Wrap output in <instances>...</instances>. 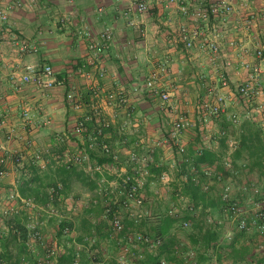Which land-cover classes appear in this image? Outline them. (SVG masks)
Returning <instances> with one entry per match:
<instances>
[{
  "label": "crops",
  "instance_id": "0c3cea01",
  "mask_svg": "<svg viewBox=\"0 0 264 264\" xmlns=\"http://www.w3.org/2000/svg\"><path fill=\"white\" fill-rule=\"evenodd\" d=\"M0 2L3 5L19 3L18 7L8 13V25L12 35H2L0 32V116L5 120V127L0 130V146L7 151L16 152V141H10L12 138L8 139V136L10 133H19L28 139L26 144L32 143L31 148L25 145L21 152L22 164H27L33 156L39 154L40 162L37 165L41 176L47 177L48 181H62L67 188L59 200V213L72 227L67 240L57 244L53 226H49L46 220L40 224L45 240L55 243L63 251L73 247L78 238L100 222L103 199L97 197L95 189L99 182L108 189H113L112 184L119 182V175L127 168L126 154L132 142L166 137L171 121L170 119L168 122L167 117L173 115L170 114L171 110L164 109L158 96L145 88L152 71L159 72L155 89L159 93L170 94V108L187 109L188 106H193L192 119H195L193 123L197 131L194 137L190 136L189 128L186 132V138L189 134L186 139L188 151L191 152L196 145H200L204 150L217 154L222 151L220 154L225 155L228 142L224 141V147L219 141L216 142L219 132L226 133L224 139L238 142L244 136L242 129L248 124H255L245 117V112L240 110L238 105L231 102L226 108V113L237 112L241 116L240 124L232 127L224 117L220 120L213 119L215 133L210 135L208 141H204V127L200 128L197 122L195 108L197 102L206 99L208 88L217 89L218 93L223 91L214 70L215 66L219 68L222 59L213 62L199 51L196 44L186 53L181 44L174 42L178 27L190 24L189 19L178 12L176 5L165 8L164 0H146L149 10L140 16L135 13L134 4L130 0ZM231 3L235 14L226 27L221 46L227 57L233 59L239 50L229 47V42L235 41L251 50L253 40L261 37L258 33L264 27V19L261 18L252 29H236V17H245L264 10V0H231ZM128 21H132L134 26H129ZM104 30L112 34L106 48L101 47L99 40V34ZM85 32L90 33V39L93 41H90ZM12 36L29 46H34L36 51L19 53L17 47L10 42ZM91 42L97 44L95 53L89 47ZM90 62L93 65H90ZM29 65L50 66L54 79L62 81L64 86L43 94L32 84H20V77ZM159 65H163V72L158 70ZM94 91L97 92L96 97L93 95ZM66 92H73L81 101L80 112L74 111L65 103ZM120 95L125 98V103L120 102ZM94 107L99 108L103 118L111 123V129L106 132L104 141L113 150L118 151L120 161L99 165L97 163L102 156L92 153L93 159L89 165H70L69 168H64L55 164L57 155L65 151L69 155L82 151L85 138L74 135L72 129L76 120L85 114H91ZM24 111H28L30 115L31 120L28 122L22 118ZM186 118L190 127L191 119ZM59 138L62 142L58 141ZM2 153L4 151L0 149V155ZM158 155L164 159L163 165L165 164L167 171L163 173L170 179V189L180 187L183 192L184 186L189 183L182 180L186 170L184 174H180V165L174 168L169 166L173 156L172 150L165 148L159 151ZM96 166H100V170H95ZM5 170L8 177L0 182V187L4 188L6 194L16 192L20 173L27 170L10 161L7 162ZM64 177H67V180ZM151 180L149 179L150 183L144 190L147 197H155L154 192L161 187L155 181L151 183ZM162 190L161 188V194L164 195ZM202 194L205 197L203 203L194 202L189 196H185L196 204L209 207L215 216H219L217 195ZM164 196L165 199L156 198L154 201L156 215L163 213L167 207L170 194L165 193ZM90 198L98 199L95 207L88 206ZM179 244L180 241L177 245ZM173 249L175 247L167 249L164 253L168 263L187 264L184 259L173 255ZM245 250L248 254L252 252L250 249ZM36 254L41 252L37 251ZM154 256L156 255L144 253L143 261L149 264ZM255 256L264 264V254L256 253ZM227 258L229 259V256L223 258L218 255L217 261L224 264ZM239 262H244V259ZM207 263L209 259L205 261L199 254L197 264Z\"/></svg>",
  "mask_w": 264,
  "mask_h": 264
},
{
  "label": "built area",
  "instance_id": "2783aa9c",
  "mask_svg": "<svg viewBox=\"0 0 264 264\" xmlns=\"http://www.w3.org/2000/svg\"><path fill=\"white\" fill-rule=\"evenodd\" d=\"M134 4L137 15H143L149 10L146 0H130ZM164 7L176 5L178 12L189 19L190 24L180 25L175 32L174 42L182 45L183 50L189 53L197 45L201 53L206 54L213 62L222 59L219 68L215 66V73L220 88L224 91L213 93V88H208L205 101L199 102L195 108L197 122L200 128L209 125L211 119L224 120L232 127L240 124L241 116L237 112L226 113L229 103L233 102L245 112V117L257 124L260 129V137L264 139V27L260 30L261 37L253 40V47L249 50L244 45H238L235 41L229 42V47L238 49L239 52L233 59L227 57L222 49L221 41L224 38L227 25L234 16L235 11L231 0H164ZM19 3L14 5H3L0 2V32L2 35H12L8 25V13ZM264 19V10L248 16H237L235 20L236 29L248 30L257 25V21ZM128 25L133 27L132 21ZM89 39V32L84 33ZM6 37V36H5ZM112 39V34L104 30L99 34L101 47L106 48ZM90 41H93L90 39ZM17 47L19 53L34 52L36 48L19 41L15 36L10 40ZM90 49L95 53L97 44L91 42ZM90 65H93L90 62ZM158 70L163 72V65ZM103 72H100V76ZM159 72L152 71L148 77L145 88L151 90V94L159 97L166 110H171V121L166 137L160 139H149L133 141L129 147L126 159V170L119 175V182L113 183V189L103 187V183L97 184L95 193L98 198L103 199L102 213L99 220L104 223V230L110 239L114 241L118 250L116 264H143L144 253L156 255L164 240L161 236H152L143 233L137 227L146 221H153L158 215L154 212V201L162 199L170 194L167 199V207L163 214L176 220L173 229L185 234H197L205 231L217 233V239L209 249L207 256L209 263L219 264L217 255L226 258L231 250L250 249L252 252L246 255L244 262L239 264H261L256 253L264 254V176L248 171V161L235 159L232 155L238 147V142L225 139L228 149L225 155L210 164L195 165L189 155L186 132L189 122L184 114L176 113L169 108L170 94L155 89V83ZM20 84L34 85L43 94L52 91L56 87H63L62 81H56L50 66L36 67L29 65L20 77ZM93 95L96 97L97 92ZM64 101L74 111L82 110L79 101L73 92H66ZM120 102L126 100L120 95ZM22 118L28 122L31 120L28 111L22 113ZM5 120L0 116V130L4 129ZM111 123L103 118L99 108H92L91 115L85 114L76 120L72 129L74 135L86 136L89 148L100 147L102 154L110 156L115 164L118 162L119 153L107 144L101 142L105 138L103 131L108 130ZM126 128V127H125ZM204 129V128H203ZM11 133L8 139L11 138ZM224 131L219 132L216 137L225 138ZM165 148L172 150L170 167L185 165L184 182H191L197 186L201 193L216 194L219 202V216H215L209 207H204L190 201L182 192L181 188L170 189L169 177L161 173L154 176L152 167H158L164 159L159 157V151ZM4 151L0 155V180L6 176L5 166L12 158L15 162L23 160L21 154L11 153L0 146ZM203 148L196 145L193 150L196 155ZM40 159V155H35ZM60 164L89 165L90 159L85 151L69 155L64 152L56 158ZM96 166L95 170H100ZM158 183L160 189L154 192L155 197H147L144 194L146 186ZM155 181V182H154ZM61 188V185H58ZM161 188L164 195L161 194ZM169 190V191H168ZM17 197L15 192L7 195V206L4 213L13 211L10 205ZM165 199V198H164ZM26 206L31 207V202L21 200ZM97 198H90L88 206L95 207ZM57 215V211H52ZM132 223L126 227L125 222ZM28 245L37 243L41 254L36 259V264H55L57 258L63 251L55 243L47 242L44 234L34 224L28 225ZM172 229V230H173ZM64 235L69 236V229L63 230ZM174 236V232H171ZM188 240V238H187ZM71 264H107L109 260L108 246L93 236H82L78 242L73 243ZM177 258L184 259L187 264H197V252L185 242H180L175 247ZM84 257L86 259H84ZM158 264H169L167 260L160 259ZM224 264H235L231 259H226ZM238 264V263H237Z\"/></svg>",
  "mask_w": 264,
  "mask_h": 264
},
{
  "label": "trees",
  "instance_id": "16d2710c",
  "mask_svg": "<svg viewBox=\"0 0 264 264\" xmlns=\"http://www.w3.org/2000/svg\"><path fill=\"white\" fill-rule=\"evenodd\" d=\"M110 129L111 128L103 131V133L106 134ZM242 132L244 133V136L240 138V141L238 140V147L232 156L235 159L240 158L241 160H247L248 171L252 173L255 172L259 176H264V139L260 137V129L258 125L248 124L242 129ZM84 138L85 143L83 144L82 151H85L88 154L90 160L93 159L92 153H98L102 158L98 160L97 164H114L110 156L102 154L99 146L92 149L89 148V143L85 135ZM58 141L62 142L60 138ZM100 141L105 143L104 139ZM218 141L221 146H225V139L223 137L219 138ZM59 152L58 154H60ZM221 152L222 151H220V153ZM220 153L217 154L210 150L202 149L200 150V154L196 155L194 150L191 152L189 151V155L192 157V161L195 165L210 164L224 155L223 153ZM54 160L55 164H59L64 168L70 167V165L65 166L60 164L57 159ZM119 161L120 155L118 162ZM39 162L40 159L36 160L35 156H33L31 161L25 165L22 164L23 160L20 162L14 161L16 165L25 168L27 172L20 173L19 184L17 185L15 192L17 197L10 204L12 205L13 211L11 213H4L5 208L0 211V264H36V259L40 255L36 253L37 251L40 253L41 250L37 243L28 245L29 224H34L37 229H40V224L42 221L44 222L46 220L47 224L54 228V236L57 240V244L67 240V235H64L63 233L64 229L72 231L71 225L63 219V215L59 213L61 205L59 200L63 193L67 191V188L62 184V181H48L47 177L41 176L37 165ZM184 170L185 165H180L179 173L184 174ZM150 171L152 175L158 176L161 173L166 172L167 168L165 164L163 165V163H160L158 167H152ZM64 178L67 180V177ZM58 185H61L60 189L58 188ZM183 192L184 195L189 196L194 202L203 203L205 198L204 195L200 193L198 187L191 182L184 186ZM8 194L9 193L6 194V197ZM23 199L30 201L31 207L22 203L21 200ZM53 210L57 211L56 216L51 214ZM102 223L100 221L95 226H91L90 230H88L83 236H89L92 234L98 239V241L105 243L109 248L108 253L111 256V259L107 264H116L115 259L118 255V250L115 248L114 241L109 238L108 233L104 230L105 227ZM125 224L126 227L132 226V223L128 221H126ZM175 224L176 220L161 213L158 214L155 220L142 222L139 227H137V229L143 233L146 232L152 236H161L164 240L163 245L158 250L156 256L150 259L149 264H158L160 259L166 260L164 253H166L167 249H172V247L174 248L178 244V241L171 235V230L174 228ZM80 238L76 241H79ZM187 238L188 246L196 249L197 258L200 254V256L206 261L209 259L207 256L208 249L218 237L216 232L205 231L197 234H190ZM230 247L229 259L235 264L243 260L248 254L245 248L236 249L233 246ZM73 251L74 248L72 246L69 247L57 258L55 264H71ZM173 255H175V249H173ZM218 260L220 261L219 258ZM143 264H146V261H143Z\"/></svg>",
  "mask_w": 264,
  "mask_h": 264
},
{
  "label": "rangeland",
  "instance_id": "374dc122",
  "mask_svg": "<svg viewBox=\"0 0 264 264\" xmlns=\"http://www.w3.org/2000/svg\"><path fill=\"white\" fill-rule=\"evenodd\" d=\"M217 92V89H214L213 90V93H216ZM202 101V100H201ZM205 101V100H204ZM197 101L195 100V103H196ZM199 102H197V104H198ZM201 103V102H200ZM170 104V103H169ZM171 104H172V102H171ZM171 106H169V108H170ZM193 107V106H192ZM192 107H187V109L185 108V109H183V108H177V107H174L173 109L172 108H170V109H172V111H180L179 113L180 114H183L184 113V115L186 116V117H188V119H191V126L189 127V134H190V136L191 137H194V133L197 131V128L196 129H194L195 128V126H194V123H193V120H195L194 118L192 119V117H193V108ZM170 119H171V116L168 118L167 117V121L169 122L170 121ZM163 124L165 125V121L163 122ZM22 127V126H21ZM215 125L213 124V119H211L210 120V123H209V125L208 126H206V127H204V129L202 130L203 131V134L205 135V139H204V141H208V139H210V135L212 134V136H213V134L215 133ZM22 130V129H21ZM189 134H187V139H188V137H189ZM12 136H11V140L10 141H16V147H15V149H17L16 150V152H12L11 151V153H15V154H21L22 155V150H24L25 148H24V146L25 145H28L30 148L32 147V143H28V144H26V142L28 141V139H25L23 136H21L19 133H12L11 134ZM215 141V140H214ZM218 141V140H217ZM216 141V142H217ZM9 145H11V143L9 144ZM14 145V144H13ZM26 147V146H25ZM23 156V155H22ZM10 162H13L14 163V160L11 158L10 160H9ZM175 173V172H174ZM176 173H177V171H176ZM7 177H8V172H6V176L3 178V179H1L0 180V182L2 181V180H4V179H7ZM4 190V188L2 187H0V211H2V210H4V208L7 206V197H6V193H5V191H3ZM8 193H10V192H8ZM171 232H174V236L173 237H176V239L178 240V241H180V242H187L188 240H187V236L185 235V234H183V233H181V232H179V230H177L176 228L175 229H173V231H171ZM50 243H51V241H49ZM108 255H109V260L111 259V256H110V254L108 253ZM109 260H108V262H109Z\"/></svg>",
  "mask_w": 264,
  "mask_h": 264
}]
</instances>
